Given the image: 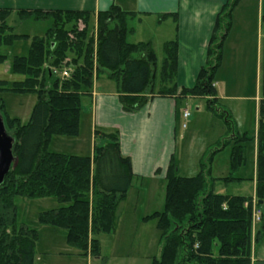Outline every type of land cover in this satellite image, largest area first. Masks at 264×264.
I'll return each mask as SVG.
<instances>
[{
	"label": "trees",
	"instance_id": "1",
	"mask_svg": "<svg viewBox=\"0 0 264 264\" xmlns=\"http://www.w3.org/2000/svg\"><path fill=\"white\" fill-rule=\"evenodd\" d=\"M239 1L227 0L218 13L205 63L191 88H178L175 81L176 39L163 44L160 65L150 41H127L133 12L115 5L99 12L93 34L88 33L91 16L85 11L20 10V19L51 20L43 36L30 38L14 33L7 21L10 10L0 9V64L7 59L2 47L30 39L27 54L13 56L10 63V72L24 79L10 84L0 80V93L36 96L25 123L6 114L0 97V114L14 138L16 157V164L0 183V264H36L38 231L17 222V196L55 198L59 205L41 211L37 220L65 229L66 243L81 255L99 256L98 234L116 231L132 179L130 159L121 154L118 134L96 130L92 156L48 150L53 135L78 134L82 98L101 76L115 83L126 112L138 111L156 95L198 97L205 99L206 110L223 120L226 129L218 147L200 159L194 176L178 175L171 158L163 210L147 216L156 219L160 231L159 255L150 264H250L252 197L214 191L217 181L227 185L239 179L235 173L246 159L245 144L251 140L236 129L230 113L220 106L214 86L231 14ZM262 23L264 30V17ZM62 65L71 66V76L45 86L44 78L52 76L50 68ZM227 145H231L229 172L222 178L212 177L213 156ZM254 196L260 209L255 234L259 241L264 236V40Z\"/></svg>",
	"mask_w": 264,
	"mask_h": 264
},
{
	"label": "crops",
	"instance_id": "2",
	"mask_svg": "<svg viewBox=\"0 0 264 264\" xmlns=\"http://www.w3.org/2000/svg\"><path fill=\"white\" fill-rule=\"evenodd\" d=\"M226 1L0 0V9L10 10L7 21L11 19V23L8 24L13 30L21 21L26 20L19 18L18 12L20 10L85 11L90 14V21L94 24H96L97 14L108 10L112 5L133 12V17L128 21L127 41L129 36L133 37V41H128L129 43L150 41L157 56L158 49L162 50L165 42L176 39L177 70L175 81L178 88H191L200 68L205 63L208 42L215 19ZM240 5L241 0L231 14L232 22L222 46V60L215 74L214 86L220 106L230 113L236 129L241 133L246 132L251 138L245 146L246 160L251 157L252 167L251 172L246 175L242 170V165L235 173V177L239 178L237 181L227 185L220 181L215 182L214 191L227 195L251 196L254 200L262 82L264 0L255 1V12L252 15L244 13L239 8ZM173 14L176 15V19L173 18ZM162 15L164 16L162 17ZM27 40L30 44V39ZM158 65H160L159 62ZM0 69H4L2 64H0ZM7 72H10V65H8ZM10 77L20 79L19 81L24 79L23 75L13 73H10ZM83 98L89 101L86 115L89 119L90 135L88 139H85L86 146L83 144L84 137H79L84 108L82 103L78 134L73 137L53 135L48 150L78 156H92L94 132L96 130L105 133L116 132L119 137L121 154L130 159L132 171V179L125 201L131 200L132 202L133 200L134 202L137 190L146 181H165L171 158L176 163L178 123L184 118V110H187L186 104L182 111L178 110V105H181L183 101L192 102L196 106V112L191 123L197 120L196 115L208 117L205 124L206 136L197 144L194 145L193 142L190 146L188 166H191L192 172H195L194 175L198 172L200 159L211 150L212 146H216L218 141L225 137L226 129L223 122L206 110L203 105L205 102L203 98L176 99L174 96L156 95L152 96L138 111L126 112L122 109L115 83L105 76L95 79L89 89V94ZM204 111L208 114H205ZM190 117L191 114L189 113L185 119ZM189 134V132L184 134V138L188 137ZM65 138L70 140L74 138V140L69 141ZM53 141H57L56 147L59 149H51ZM68 149L71 151H60ZM215 157L211 163V175L213 174L215 178H222L228 174L229 170L226 164L224 173L216 175L214 173ZM242 192H247V194H242ZM120 219L122 220V215ZM39 225L43 224L39 223ZM51 227L56 228L55 226ZM258 227L259 222L251 224L250 264H264V236L259 241H255Z\"/></svg>",
	"mask_w": 264,
	"mask_h": 264
},
{
	"label": "rangeland",
	"instance_id": "3",
	"mask_svg": "<svg viewBox=\"0 0 264 264\" xmlns=\"http://www.w3.org/2000/svg\"><path fill=\"white\" fill-rule=\"evenodd\" d=\"M255 1L256 0H241V7L239 8L244 13L252 15L255 12ZM8 23H11V19ZM81 24V22L78 23L79 28L82 27ZM50 25L51 20L49 19H26L16 25L14 33L28 34L30 36H43ZM95 30L96 25L90 21L88 24V33L95 34ZM128 41H133V37L129 36ZM28 45L29 41L22 39L16 41L13 46L2 47L1 50L6 55L7 59L2 64V68L4 69H0V80H5L9 84L13 81L20 80L11 78V72H7V69L14 55L27 53ZM162 57L163 51L158 49L157 58L159 63ZM61 67L72 70L71 66L62 65ZM56 79L61 80L55 75L48 76V78L45 77V86L51 85V83ZM0 97L5 102V111L9 117H18L22 123L27 122L31 109L36 102L35 94H14L10 92H2L0 93ZM88 102L89 101L86 98H83L82 103L84 108L79 136L80 138L84 137L83 144L85 146V139H88L90 135L89 119L88 115H86L88 111ZM185 104L186 109L191 114V117L187 119L182 118L178 123V134L176 140L177 149L175 157L177 174L180 176H191L194 175L193 173L195 172H192L191 166H188V163L190 162V146L193 142L194 145L197 144L204 136H206L207 132L205 124L208 117L196 115L197 120L194 123H191V120L194 118V114L196 112V106L192 102L186 103V101H183L181 105H178V110L182 111ZM203 105L204 107L206 106L205 102ZM204 112L205 114H208L206 111ZM221 122H223V120H221ZM183 124H185L186 127H182ZM188 132L190 134L188 137L184 138V134H187ZM65 139L69 141L74 140V138L71 140L68 138ZM56 142L53 141L51 144L52 150L59 149L56 147ZM216 147L218 146L214 145L210 149ZM230 147L231 145H227L221 153L217 152L214 154L213 157H215L218 153L220 154L215 157L214 173L216 175L224 173L226 164L229 170L228 152ZM60 151L71 150L68 149ZM208 152H206V154ZM213 160L214 159H212V161ZM242 165L243 172L246 175L250 173L252 167L251 157H248L247 160L245 159ZM211 176L214 177L213 174ZM165 186L166 179L162 182L146 181L143 186L137 190L134 202L133 200L132 202L131 200L124 202L121 214L122 220H119L116 231L110 234L100 233L97 236L100 244V254L97 257L81 255L78 249L69 246L65 241V229L39 225L37 220L38 214L41 211L50 210L59 205L53 197L35 199H29L21 196L15 197L14 202L17 207L16 218L19 224L35 228L38 231V240L36 241L34 249V260L36 264H150L153 257H157L159 255L160 231L157 229L156 219L147 218V216L154 212L163 210ZM242 194H247V192H242Z\"/></svg>",
	"mask_w": 264,
	"mask_h": 264
},
{
	"label": "water",
	"instance_id": "4",
	"mask_svg": "<svg viewBox=\"0 0 264 264\" xmlns=\"http://www.w3.org/2000/svg\"><path fill=\"white\" fill-rule=\"evenodd\" d=\"M13 142L14 138L7 133L3 117L0 114V183L16 164V157L12 151Z\"/></svg>",
	"mask_w": 264,
	"mask_h": 264
},
{
	"label": "built area",
	"instance_id": "5",
	"mask_svg": "<svg viewBox=\"0 0 264 264\" xmlns=\"http://www.w3.org/2000/svg\"><path fill=\"white\" fill-rule=\"evenodd\" d=\"M71 70L66 68H57V67H51L50 68V74L58 76L60 79L69 78L71 76ZM189 116V112L187 110H184L183 117L186 118ZM185 127V124L182 125ZM260 221V210L255 204V201H252V223H256Z\"/></svg>",
	"mask_w": 264,
	"mask_h": 264
}]
</instances>
